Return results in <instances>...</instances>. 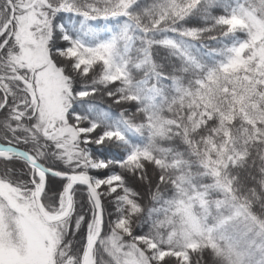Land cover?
I'll return each mask as SVG.
<instances>
[{"label": "snow or ice", "instance_id": "1", "mask_svg": "<svg viewBox=\"0 0 264 264\" xmlns=\"http://www.w3.org/2000/svg\"><path fill=\"white\" fill-rule=\"evenodd\" d=\"M0 264H264V0H0Z\"/></svg>", "mask_w": 264, "mask_h": 264}]
</instances>
